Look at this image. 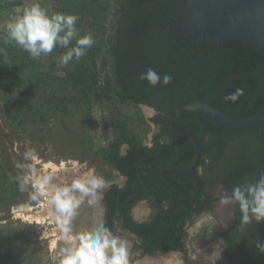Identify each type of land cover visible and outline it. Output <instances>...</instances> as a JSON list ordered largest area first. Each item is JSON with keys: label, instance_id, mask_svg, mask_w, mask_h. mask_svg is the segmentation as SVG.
Segmentation results:
<instances>
[{"label": "trees", "instance_id": "obj_1", "mask_svg": "<svg viewBox=\"0 0 264 264\" xmlns=\"http://www.w3.org/2000/svg\"><path fill=\"white\" fill-rule=\"evenodd\" d=\"M53 1L59 13L79 17L75 27L82 26L83 34H89L84 31V25L100 32L99 36L105 35L103 26L110 0ZM22 2L12 0L5 4L11 7ZM114 2L112 31L105 40L111 85L95 87V57L101 51V39L65 70L59 80L84 96L93 91L97 99L104 96L133 107L134 117L123 115L116 120V134L106 146L95 151L117 176L125 178L121 184L111 183L102 190L104 225L110 230L116 219L122 228L137 234L140 244L136 247L147 254L164 253L174 248V240L184 232L185 220L191 214L189 208L195 206V213L210 211L217 200L214 190L219 185L231 197L234 187L244 188L264 175V125L227 129L200 115L181 113L182 124L199 141L200 160L186 175L160 176L172 192L159 186L151 165L156 170L183 166L195 153L193 144L170 126L167 117L170 108L191 97L207 100L239 119L264 114V57L245 41L219 44L213 36L201 39L183 34L178 29V23L184 20L180 0ZM41 64L15 42L8 41L6 33L4 40H0V89L10 90L15 82H21L26 72L40 79ZM149 68L161 76L171 75L172 81L168 85H149L139 78ZM237 88H243L244 95L234 103L225 101L224 97ZM140 104L154 109L148 120L142 116ZM129 122L139 126L140 133L130 128ZM149 122L156 129L147 145L143 139L150 130ZM3 165H0V206L16 202L19 193L17 176L8 180ZM143 198L149 200L153 215L146 222L132 221L131 208ZM231 211L234 222L228 229V239L236 253L234 264H264V254L256 248L257 241L264 243V222L243 225L238 203H233ZM11 237L9 230L0 237L6 248L0 255V264H11L8 260ZM14 263L38 264L32 258L30 261L16 258Z\"/></svg>", "mask_w": 264, "mask_h": 264}, {"label": "rangeland", "instance_id": "obj_2", "mask_svg": "<svg viewBox=\"0 0 264 264\" xmlns=\"http://www.w3.org/2000/svg\"><path fill=\"white\" fill-rule=\"evenodd\" d=\"M6 1L12 0H0V40H4L7 33L6 23L13 17L22 15L24 9L33 3L39 2L41 7L48 10L49 14L60 11L57 10L58 7L53 0H23L22 4L11 7L5 4ZM109 2L110 11L103 26L104 36H99L100 32L90 30L83 25L84 31L89 32L94 42L100 39L103 41L101 51L95 57V87L111 85L105 40L112 31L111 11L115 2L114 0ZM76 29L78 36L74 37L69 45L57 44L51 53L33 57L42 63L38 68L40 79L30 77L26 72L23 73L25 76H21V82H15L10 90L0 89V165H5L9 175L8 180H11L14 175L20 177L27 174L26 168H17L16 164L31 163L24 159V153L34 150L42 164L51 163L55 166H59L61 163L66 164L68 169H63L64 171L60 169L53 174V183L55 184H70L83 170L69 168L73 162L79 164L85 161L88 162V167L96 169V175L104 178L106 185L109 183L121 184V178L110 166L103 163L99 156L95 155V151L106 146L116 134L115 121L123 115L134 117V109L127 103L116 102L114 99H107L104 96L97 99L94 97L93 91L89 92L88 96H84L77 89L59 80L64 71L77 61L73 56L68 64L62 65L60 57L76 46V39L87 35L81 32L82 26ZM20 48L22 49V47ZM28 78L29 80H27ZM139 108L146 120L154 114L151 108L142 106ZM129 123L130 128L140 133L139 126L132 122ZM149 125L150 130L145 133L143 139L147 145L150 144L156 129L152 123L149 122ZM37 167L42 169V165H37ZM42 171L44 170L42 169ZM201 171L199 169V172ZM46 172H50V170ZM16 188L19 189L18 184ZM217 190L219 198H217L213 216L221 227H226V219L230 217L228 212L230 203L222 205L220 197L221 195L228 196V194L221 185L217 187ZM18 191L16 202L0 206V237L6 234V230L11 231L12 236L11 244L8 246L9 253H11L8 260L11 261V264H15L14 259L16 258H25L28 261L32 258L38 264H60L61 245L52 247L51 241L53 238L65 241L68 238L65 239L63 234L59 233L56 221L50 225L46 219L36 223L19 216L18 210L21 212L23 207L36 206L40 202L45 203V201L43 198L39 201L30 199L31 186L26 191ZM148 213L149 209L145 204L137 203L133 207L135 217L147 216ZM55 226L56 233L50 236V230ZM219 243L220 237H216L202 246L187 239L185 243H180L176 250L164 255H158L151 259L135 255L130 264H199L198 254L211 247H216ZM5 249V246L0 243V255L4 254Z\"/></svg>", "mask_w": 264, "mask_h": 264}, {"label": "clouds", "instance_id": "obj_3", "mask_svg": "<svg viewBox=\"0 0 264 264\" xmlns=\"http://www.w3.org/2000/svg\"><path fill=\"white\" fill-rule=\"evenodd\" d=\"M79 17L75 14L52 13L41 7L39 2L33 3L24 9L23 14L10 19L5 27L8 33V41H13L22 47L32 57L41 54H49L57 44L67 46L74 37L78 36L76 23ZM7 42V41H6ZM94 40L90 34L76 39V46L60 57V63L66 65L73 56L78 60L91 48ZM147 81L149 85H168L173 77L169 74L161 76L154 69L149 68L139 77ZM244 95L243 88H237L234 92L224 97L225 101L236 102ZM24 159L31 163L24 165L17 163V168H26L27 174L17 177L20 191L32 188L30 199L45 201L49 209V215L59 224L65 239L71 237L69 246L60 252V264H130V244L126 239L114 235L107 227H98L94 231H86L73 234L72 221L77 215V210L85 198L90 205L95 204L101 198V192L106 187V181L102 176L96 175L94 167H88V162L77 164L73 162L75 169L83 171L74 178L70 184L59 185L53 183V174L58 171L51 163H43L34 150L24 153ZM37 165H42L43 170L52 169L51 172L42 171ZM64 168L63 163L59 166ZM79 193V195H77ZM220 203H238L241 213V223L250 224L264 222V175H261L254 184L246 187H234L231 197L221 195ZM211 220V217L207 218ZM256 248L264 254V243L257 241ZM221 249H217L208 255L209 264H216L220 258Z\"/></svg>", "mask_w": 264, "mask_h": 264}, {"label": "water", "instance_id": "obj_4", "mask_svg": "<svg viewBox=\"0 0 264 264\" xmlns=\"http://www.w3.org/2000/svg\"><path fill=\"white\" fill-rule=\"evenodd\" d=\"M180 2L184 20L178 23V29L183 34L190 37L198 36L201 39L204 36H213L219 44L229 43L234 40L245 41L264 57V0H180ZM140 106L151 108L144 104H140ZM151 109L154 111L153 108ZM181 113L200 115L210 122L227 129H244L264 125V114L254 118L239 119L228 115L207 100L186 97L175 103L167 115L169 124L175 131L183 135L193 144L195 153L192 160L183 166L156 170L151 165V168L156 174L158 185L168 192H172V190L160 180V176L167 174L186 175L192 172L197 167L201 154L198 139L179 119ZM125 148L126 146L122 148V151ZM193 179L196 185V179ZM87 201L88 198H85V208L82 209L81 205L72 221L71 227L73 234L88 231V228L93 225V221H95L94 224H97V228L102 226L103 205L101 198L93 204V206L96 205L98 208V217L90 214L89 208L92 205ZM230 207L228 205V210ZM89 220L90 222H88ZM58 227L59 233L63 234L59 224ZM215 227L218 228L217 226ZM56 242L57 246L61 245L63 249L69 246L71 237L66 241L61 239ZM146 257L148 259L154 258L152 256Z\"/></svg>", "mask_w": 264, "mask_h": 264}, {"label": "flooded vegetation", "instance_id": "obj_5", "mask_svg": "<svg viewBox=\"0 0 264 264\" xmlns=\"http://www.w3.org/2000/svg\"><path fill=\"white\" fill-rule=\"evenodd\" d=\"M156 175V174H155ZM121 178V183L125 180L123 176H119ZM111 183H109L107 186H109ZM223 187V186H222ZM223 190L225 188L223 187ZM217 188L214 190L215 195L217 196ZM226 191V190H225ZM227 192V191H226ZM228 194V192H227ZM228 197L230 198L229 194ZM219 198V197H217ZM217 201V200H216ZM101 203H102V192H101ZM145 204L148 209L149 213L147 216L143 217H135L133 215V207L137 204ZM103 205V203H102ZM232 205L228 210L229 212V218L226 219L227 221V226L226 227H221L220 224L217 222V220L214 218V210L216 209L217 203H214L213 209L210 211L202 212V213H195L193 210L195 209V206L189 208L191 210V214L189 217L186 218L185 224H184V232L180 236V238L174 240V248L172 250H168L167 252L164 253H153V254H147L144 252V250L141 247H136V245L140 244L138 236L135 232L132 230L122 228L118 220H114L113 226L110 229V231L114 234L119 236L122 239H126L129 244V260L131 262V259L134 258V256H158V255H164L166 253H169L171 251H174L177 249L178 245L182 242H186L187 239H191L193 242H195L198 246H202L205 244H208L210 241L215 239L216 237H220V243L216 247H211L207 251H201L197 258H198V263L199 264H209V257L208 255L210 253H213L216 251L218 248L221 249V254L220 258L216 261V264H234L236 262V253L230 248L229 245V239H228V229L234 222V217L231 211ZM131 208L130 214H131V219L132 221L136 222H146L150 219V217L153 215V208L147 198H143L138 200ZM85 208V207H84ZM90 214L95 215L98 217V211H97V206L92 205L90 208ZM85 211V210H84ZM97 211V212H96ZM211 217V220H208L207 218ZM93 221L92 219H90ZM90 220L88 222H90ZM93 221V225L88 228V231H94L97 229V224ZM105 207L103 205V220H102V226L105 227ZM217 226L218 228H216ZM170 240L167 242L169 243ZM205 258V259H204Z\"/></svg>", "mask_w": 264, "mask_h": 264}, {"label": "bare ground", "instance_id": "obj_6", "mask_svg": "<svg viewBox=\"0 0 264 264\" xmlns=\"http://www.w3.org/2000/svg\"><path fill=\"white\" fill-rule=\"evenodd\" d=\"M61 165V164H60ZM59 165V166H60ZM64 165V168H62V170L64 169H68L65 165V163H63ZM59 166H56L58 170H60L61 168ZM71 170H74V167L73 165L69 168ZM50 170V172L52 171V169H47V170H44V171H48ZM63 170V171H64ZM75 170H78V169H75ZM77 195H79V193H77ZM85 202V201H84ZM82 205V206H81ZM80 206L82 207V209H84V203H82ZM83 211V210H82ZM81 211V212H82ZM220 212V210H218ZM18 215L19 216H23V218H26L27 220L29 221H33V222H36V223H40L42 222L43 220H48V223L51 225V224H54L53 221H55V219L49 215V209L45 206V203L44 202H40L39 204H37L36 206H26V207H23L21 209V212L20 210H18ZM48 224V225H49ZM56 226L55 227H52L51 228V233L49 234L50 236H53L55 235L56 233ZM45 233V231H44ZM44 235V234H43ZM55 237V236H54ZM58 241L56 238H53L52 241H51V246L52 247H57V242ZM205 259V258H204ZM157 263V262H156Z\"/></svg>", "mask_w": 264, "mask_h": 264}]
</instances>
